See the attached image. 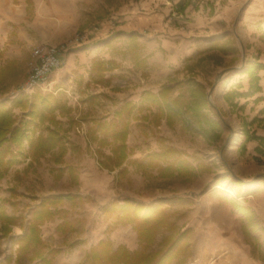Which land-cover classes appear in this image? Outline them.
I'll use <instances>...</instances> for the list:
<instances>
[{
  "label": "rangeland",
  "instance_id": "374dc122",
  "mask_svg": "<svg viewBox=\"0 0 264 264\" xmlns=\"http://www.w3.org/2000/svg\"><path fill=\"white\" fill-rule=\"evenodd\" d=\"M139 1L30 0L27 2L25 19L33 25L34 35L37 34V38L43 39L36 43L57 45L68 41L66 51L68 52L72 40L76 41L79 35L88 33L91 39L102 31L99 37L93 38L92 41L106 40L107 50L111 49L109 55L116 57L121 64L113 70L111 78L108 77L104 82L89 77L88 83H91L93 88L97 85L102 87L111 85L102 92L104 102L98 104L100 110L93 106L89 107V104L96 103V100L92 96L84 97L86 91L79 88L82 82L76 79L77 70L85 65L86 60L80 63L79 59H76L77 61L74 59L75 63L69 62L55 74L58 78L56 83H62L64 79L61 89L56 90L48 79L51 82L50 90H36L43 93L52 92L64 99L69 111L73 109L75 113L71 116L68 113L62 117L58 116L63 123V131L65 134L69 131V136L73 134L85 138L87 137L85 119L103 116L109 109L103 107L105 102H109L114 97L119 98L136 86L147 88L174 85L175 80L191 76L206 87L208 97L206 111L220 123L219 137L215 141H207L177 117L169 120L162 117L158 125L134 120L130 128L132 133L130 143L134 148L133 158L143 157L146 151L173 146L194 166L199 165V168L192 176L160 177L156 170L142 174L135 164L129 163L132 169L129 171L133 177L130 175L127 180L124 178L120 180L118 177L117 181L112 180L113 173L100 166L97 155L95 159L98 146L89 142L87 138L88 146H85V154L74 151L67 156L70 161L80 163L74 170L77 173L75 182L55 181L49 175L43 178L32 171L28 178L22 177L18 180L25 185L27 194H21L20 198L15 200L4 198L6 210L11 214L20 215V218L17 224L10 227L9 235L0 234L1 264L5 263V257L10 253L12 258L9 264H36L35 260L28 261L26 258L16 261L15 238L22 234V225L27 224L31 210L43 197L71 192L79 195L80 198L72 201L64 200L57 206L55 215L40 226L45 246L54 251L49 254L53 258V264H76L83 258L86 247L105 238L111 239L114 246L121 244L130 250L138 248V238L133 226L115 224L116 214L104 210L112 200L125 199L146 203L162 199L169 209L171 219L177 222V229L180 231L188 229L185 238V243L188 245L187 257L183 262L177 257L169 264H264V146L262 152H256L254 147L258 142L244 140L242 119L246 120L245 116L239 113L240 110L219 106L218 101H221V96L216 93L217 89L219 91L221 85L227 82L230 73L245 71L246 61L257 58L259 62L264 63V3L258 4L257 0L255 3L250 0H235L232 4L228 3V0L224 2L193 0L192 7L194 3H197V6L192 8L195 12L192 11L189 19L185 17L187 13L178 10L175 4H165L170 9L164 17V11L158 12L147 5L142 7L143 4H139ZM236 1L239 3L236 4ZM203 8L207 12H202ZM197 9L198 13H196ZM169 14L172 19L169 18ZM196 14L201 17H197ZM217 16V19L210 21ZM12 21L13 18L8 24ZM189 25L192 28L195 26L203 28L187 32L185 26ZM210 26L217 31L223 27V30L217 33L225 38L222 46L207 51L208 35H217L214 33L205 35L209 33L207 27ZM169 33L186 35L187 38H191V45L196 43L192 38H199L196 49L200 47V50L207 52L200 54L196 59H191L189 56L185 60L179 58L176 62L169 47L160 45L163 36ZM132 43L145 45L147 60H145V70L141 73L129 62L133 53L128 48L131 49ZM227 51L238 55L224 56ZM85 58L87 54L83 55V59ZM31 63L28 62L10 74L9 82H5L1 77V87L7 92L8 85L13 84L15 89L13 92L17 91L31 72ZM238 76L244 81L243 74ZM86 86L89 88L88 84ZM66 89L70 90L72 96L77 97L78 104L72 105V100L66 95ZM177 91L178 87L175 86L174 92ZM3 92L0 93V97ZM224 94L223 98L226 100ZM88 99L90 101L86 105L87 110H83V103ZM256 107L252 109L255 110ZM154 110L155 108L151 110L146 108L144 112L151 115ZM76 113L79 114L75 118ZM80 123H83L85 133L75 130V126ZM254 125L264 131V122L262 124L255 122ZM252 126L253 124L247 126V129L255 133V129H251ZM252 141H256L257 144L252 146ZM105 149L107 151L106 147ZM47 154L46 157H44L46 154L43 156V160L48 162L52 160L54 153ZM22 158L20 157L19 161ZM8 192L9 188L3 187L2 194L7 195ZM64 221L68 224H64ZM169 233V231L159 232L148 251L153 252L164 245V236ZM134 246L136 248H132Z\"/></svg>",
  "mask_w": 264,
  "mask_h": 264
},
{
  "label": "trees",
  "instance_id": "16d2710c",
  "mask_svg": "<svg viewBox=\"0 0 264 264\" xmlns=\"http://www.w3.org/2000/svg\"><path fill=\"white\" fill-rule=\"evenodd\" d=\"M188 1L176 8L184 11ZM211 10V8H210ZM245 73L248 75V87L245 91H238L241 84L228 90L224 97H249L260 91L258 71L264 69V63L256 59L246 61ZM115 67V61L93 57L90 61V77L104 80V72ZM178 91L174 92V87ZM261 100L256 97L255 102ZM236 105V103H233ZM208 97L206 87L194 77L175 80L174 85H163L157 91L145 90L139 103L125 101L114 109L110 119L92 118L87 128L89 142L96 143V155L101 167L108 170L120 166L128 156L134 153L133 147L126 143L131 121L139 119L145 124L158 125L165 117L180 118L192 131L201 134L207 141H215L221 132L220 123L211 117L206 109ZM239 105L238 108H242ZM21 110L20 115L14 109ZM155 110L151 113L145 109ZM69 112V107L59 95L52 92L35 90L31 95L17 93L10 99L0 100V180L8 168L17 163L20 157H30L37 160L45 154L56 150L55 161H59L72 149V143L63 131V123L58 118ZM264 113V106L259 110ZM254 116L251 120L242 119V131L245 141L256 140V152H262L264 136L249 131L247 126L258 121ZM38 131V132H36ZM111 145V153L102 150L104 146ZM244 144H242V147ZM182 152L173 146H166L159 150L149 151L141 158H131L130 164H135L142 174L152 170L157 171L160 177L174 175L192 176L199 165L194 166L182 156ZM121 172V170L119 171ZM78 195L73 193L56 194L42 198L31 210L27 224L22 225V234L15 238L16 261L26 258L36 261V264H53L49 254L54 252L45 246L40 233V225L50 220L57 210V206L64 200L72 201ZM162 199L149 203L137 200H113L104 207L108 213L116 214L115 224H131L138 238V248L130 250L124 245L114 246L111 239H100L93 244L77 264H169L179 257L184 261L187 257L186 235L188 229H177L176 223L171 219L169 209ZM4 199L0 197L1 236L10 233V226L17 224L20 215L8 214L4 208ZM64 224L68 222L64 221ZM161 231H169L164 236V245L149 252L148 248L154 242L156 235ZM12 254L5 257L9 264ZM1 264V263H0Z\"/></svg>",
  "mask_w": 264,
  "mask_h": 264
},
{
  "label": "crops",
  "instance_id": "0c3cea01",
  "mask_svg": "<svg viewBox=\"0 0 264 264\" xmlns=\"http://www.w3.org/2000/svg\"><path fill=\"white\" fill-rule=\"evenodd\" d=\"M29 1L30 0H0V78L3 77L5 82H7V81L9 82L11 80V79L9 80V78H8L10 74H13V72L17 71V69L19 67L25 66L28 62L31 61V49H32L33 45L37 41H43V39L41 37H39V38L36 37V35H37L36 32H35L36 35H34L33 25L31 23H28L27 20L25 19L26 7L28 5L27 2H29ZM187 1H188V5L185 7L184 11H185V13H187V14H185V17L190 19L191 15H192V11L195 12V10H193L192 8H195L197 6V3H194V7H192V1L193 0H187ZM220 1L224 2V0H219L218 2H220ZM234 1L235 0H228V3L232 4ZM183 2H184V0H140L139 4L142 3L143 4L142 7H146L145 5H147L149 8H153V9L157 10L158 12L164 11L165 12L164 17H165L167 15V13L169 12V9H170L169 6L165 5L166 3L167 4L172 3V4L180 6ZM250 2L255 3V0H250ZM256 2H258V4L264 3L263 0L262 1L257 0ZM238 3L239 2L236 1V4H238ZM197 11H199V10L197 9L196 13H198ZM203 11L207 12V10L205 8L202 9V12ZM170 15L171 14H169V18L172 19L170 17ZM196 16L199 18L201 17L199 14H196ZM10 17L13 18L14 21H12L13 23L11 22L10 24H8V21L11 20ZM217 18H218V16L210 19V21H214V19H217ZM223 20H225V19H223ZM194 22H196V19ZM215 23H217V20H215ZM196 26H198V25L196 24ZM196 26H195V28H192L191 25L185 26V29H187L186 31L188 32V31H191L194 29L203 28V27H196ZM211 26L207 27L209 30V33H206L205 35L211 34V33H214L217 35H211V36L208 35V39L206 40V43H207L206 46L208 49L207 51H211V50L216 49L218 46H222V44H224L223 40L225 38V37L219 36V34L217 33V32L222 31L223 27H221L217 31V29H215L214 27L212 28ZM101 33H102V31H99V33L96 35V37H99L98 35H100ZM192 35H194V33H192ZM96 37H91V39H90L88 36V33H86V34L84 33V34L79 35L78 38L76 37V41L72 40V43L70 45L68 52L64 53L61 57L62 62H63L62 65L59 68H57L58 70H56V69L52 70L48 75V79H50V81L53 83L56 90L61 89L62 88L61 85H64V82H63L64 79H62V83L61 82L56 83L58 78L55 77L56 76L55 74L60 72L59 70L64 68L65 65L68 64L69 62L75 63L74 59H75V61H77L76 59H79L78 62H80V63H83L86 60L85 65L80 66L79 69L77 70L78 76L76 77V79H77V81L82 82V84L80 85L79 88L85 89L86 94L84 95V97L88 96V98H89V96H92V98L94 100H96V103H93L91 105L89 104V107L93 106L94 108L100 110L98 104H101V102H104V100L102 99V94H103L102 92H104V90H107L108 86H111V85H106L103 87L100 85H97L96 88H93L91 83H88V80L90 79L89 78L90 77V61L93 57H97V58L103 59L105 61H108V60L115 61V67L111 70H106L104 72V80H102V82L107 80L108 77L111 78V76L113 74V70L116 69V67L121 66V64L119 63V60L116 57L109 55L108 52L111 49L109 48V50H107L108 47H107V41L106 40L104 42L101 40L94 41V42L92 41L93 38H96ZM163 37H164L162 39L163 41L161 42L160 45L161 46L165 45V46L169 47V50L172 53V56H174V60L176 62H177V59H179V58L185 60V58L189 57V56H191V59H194V58L196 59L198 56H200V54L207 52V51L200 50V47L198 49H196V44L198 42L197 40L199 38L198 39L192 38V40H194L196 43H193L191 45V43H190L191 38H189V37L187 38V36L184 34H181L179 36L178 33H176V34L169 33L167 35H164ZM129 40H131V39H129ZM89 41L90 42L92 41V42L90 43ZM127 44H129V42ZM138 44L139 43H136V45H134V43H132L133 50H131L132 47H131V49H130V47L128 48V50H130L133 53L132 60H130L129 62L131 63L132 66H134V68L139 73H141L142 71L145 70V60H147V57H146V51H145L144 43H140V46ZM86 54H87V58L83 59V55L85 56ZM237 55H238L237 53L230 52V51H227L224 54V56H231V57H234ZM233 67H236V66H233ZM240 72L241 71H239V73L238 72L230 73L228 75L227 82H224L223 85H221V89L219 91L217 89L216 93L220 94V96H221V101H218V104H219V106H222L223 108L231 107V108H234L235 110H240L239 113L240 114L242 113V115L245 116L247 121L252 119L254 116H257L259 118V120L256 122H261V124H262V122H264V113H259V110L264 106V69L259 70L257 73L259 76V82H258L259 86H260L259 92H256L252 96H249V97H235L232 100H230V99L224 100V98H223V94L226 91H228L232 88H235V86L238 83L241 84V87L237 88L238 91H245L247 89V87H248V75H247V73H245L243 71H242V73H240ZM239 74L240 75L243 74L245 76L244 81L239 79V76H238ZM23 76L25 78V73L23 74ZM235 76H237V78ZM5 82H4V84H5ZM87 84H88L89 88H87V86L85 87V85H87ZM5 86H6V84H5ZM161 86L162 85L150 86L147 88L136 86V88L130 89L129 92H127L126 94H123L119 98L114 97L109 102L107 101L104 103L103 107H108L109 109L106 110V112L104 113L103 116L91 117L90 114L87 112L89 114V117H91V118L85 119V121L87 123L86 127L88 128V126L91 124L90 119H92V118L110 119L112 117L114 109L118 108L125 101L130 100V101L138 104L139 100L141 98V95L145 90L156 91ZM2 89L3 88L0 85V93L2 91H4L2 94V97H0V100L1 99H10L15 94V92H13L15 90L13 88V84L10 86L8 85L7 92H6V90H4V89L2 90ZM256 97H261V100L254 102V99ZM89 101L90 100L88 99L83 103V110H87L86 105H88ZM233 103H236V105ZM239 105H243L242 109L238 108ZM245 106H246V108H245ZM252 107H256L255 110H253ZM14 112H15V114H17L19 116L21 113V110L19 108L17 110L14 109ZM74 113L75 112L73 111V109H70V111L68 112V115L71 116V114H74ZM62 116H65V114H63ZM62 116H60V117H62ZM133 121H131V123ZM136 121L139 122L140 120L137 119ZM254 124H255V122L253 123V126L251 127V129H255V134L260 135V136H264V131L259 127H255ZM130 128H131V124H130ZM130 128H129V132H128L127 137H126V143L128 146L132 147V145L130 143V141H131L130 136L132 135V133L130 132ZM66 133L69 134L70 132L67 131ZM68 134H65V135L69 139V141L72 143L73 148L68 149L66 154L59 161L56 162L54 160L55 154L57 153V151L53 150L51 152L54 153V155H52L51 161H48V162L44 161L43 157L39 158L37 161H34L30 157H26V158L20 159V161L18 163L11 165L8 168L7 172L4 174V177L0 180V191H1L0 197L2 199L5 198L8 200H15V199H19L21 194H27L28 192L26 191L25 185L23 183H19L18 180L21 179L22 177L28 178L32 171H34L37 174H40V176L43 178H45L49 175L55 181H62V182L69 181V183H70L73 180V182H75L77 179V173L74 170L77 169L76 166L80 163H78V161H74V162L70 161L67 156H70V154L74 151L80 152L83 155V153L86 150L85 146H88V142H87V137L84 138V137L73 135V134H70V136H69ZM241 134L242 133L240 131V136L243 135V134L242 135ZM252 144H253L252 146H255L257 144V142L252 141ZM105 147L107 148V151H106ZM102 150L104 151V153L110 154L111 153V145L102 147ZM147 152H149V151H146V153ZM90 153H92V152H90ZM47 155L48 154H46L44 157H46ZM132 155L128 156V158L120 166L114 168L113 170H109V172L113 173L112 180L115 179V181H117L118 177H120L119 178L120 180H122V178H124L125 180L129 179L130 175H132L131 171H129V170H132V169H130V165H129V163H130L129 160L131 158H133ZM94 157L96 159V154ZM120 170H121V172H119ZM132 177H133V175H132ZM3 187L9 188V192L7 195L2 194ZM71 193H73V192H71ZM73 194H75V193H73ZM7 196H9V197H7ZM79 198H80V196L78 195L76 197V199H79ZM125 200H130V199H125ZM119 202H122V201H119ZM5 203H6V201H4L3 204H5ZM4 208H5V206H4ZM5 210H6V208H5ZM6 212L8 214H11L7 210H6ZM2 224H3V222L1 221V225ZM10 233H11V231H10ZM235 234L237 235L238 232L236 231ZM131 241L134 242L133 239H131ZM95 243L96 242H94L93 244H95ZM93 244H90L88 247H86L84 249L83 256L86 253V251ZM132 248H136V246H134Z\"/></svg>",
  "mask_w": 264,
  "mask_h": 264
},
{
  "label": "built area",
  "instance_id": "2783aa9c",
  "mask_svg": "<svg viewBox=\"0 0 264 264\" xmlns=\"http://www.w3.org/2000/svg\"><path fill=\"white\" fill-rule=\"evenodd\" d=\"M69 42L65 41L57 45H48L39 42L33 45L31 49V72L27 76L21 87L15 91L17 93H25L31 95L36 89L50 90L51 82L48 80L49 73L62 65V55L67 51ZM67 97L72 100L73 104H78L77 97L72 96L69 89L65 90ZM79 113H76V118ZM77 132L85 133L83 123L75 126Z\"/></svg>",
  "mask_w": 264,
  "mask_h": 264
}]
</instances>
